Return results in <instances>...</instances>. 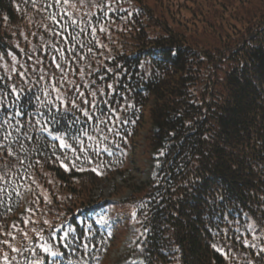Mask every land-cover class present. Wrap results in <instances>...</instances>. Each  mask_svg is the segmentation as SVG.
<instances>
[{"label": "trees", "instance_id": "trees-1", "mask_svg": "<svg viewBox=\"0 0 264 264\" xmlns=\"http://www.w3.org/2000/svg\"><path fill=\"white\" fill-rule=\"evenodd\" d=\"M122 238L114 264H264V0H0V264Z\"/></svg>", "mask_w": 264, "mask_h": 264}, {"label": "rangeland", "instance_id": "rangeland-1", "mask_svg": "<svg viewBox=\"0 0 264 264\" xmlns=\"http://www.w3.org/2000/svg\"><path fill=\"white\" fill-rule=\"evenodd\" d=\"M142 163L144 164V168L141 172H135L133 169H128L127 172L123 173L122 175H115L114 179L104 183L93 191V198H101L107 200L112 194L116 192L117 194L122 193L123 196H127L129 194V191L123 193L125 190L120 191L117 188L120 186L125 188L126 186H129L131 184L140 185L142 183H145L148 180L149 176L152 174L151 163L145 159H143ZM116 199H119V196ZM123 241L124 238H122L120 244L111 254V257L108 259L106 264H114V259L118 257L119 253L123 251ZM137 261L141 262V260L139 259Z\"/></svg>", "mask_w": 264, "mask_h": 264}, {"label": "snow or ice", "instance_id": "snow-or-ice-1", "mask_svg": "<svg viewBox=\"0 0 264 264\" xmlns=\"http://www.w3.org/2000/svg\"><path fill=\"white\" fill-rule=\"evenodd\" d=\"M65 2H67V0H65ZM72 23H76L74 20L72 21ZM158 55L160 56H163V55H166L164 53H159ZM60 65L57 64V68H59ZM109 87H111V85H109ZM81 95H83V93H81ZM93 95H95V93H93ZM59 98V97H58ZM61 103H63V100H61ZM85 104L88 103L87 100L84 101ZM73 106L75 107V103H73ZM85 115H87V113H84ZM17 115H19V113H17ZM91 118V117H90ZM109 119H111V116L109 117ZM45 131H47V129L45 128ZM108 131H112V129H108ZM53 140H58L59 141V146L61 149H69L70 148V145L65 141L64 137L62 136H53L52 137ZM89 139H91V137H89ZM81 151H83V147L81 146ZM93 171H96V169H93ZM15 251V249H13ZM46 252H49L51 255L55 256L57 255V253H52L50 252V249H48L47 247H45L44 249Z\"/></svg>", "mask_w": 264, "mask_h": 264}]
</instances>
